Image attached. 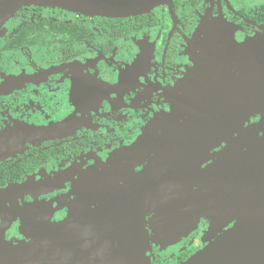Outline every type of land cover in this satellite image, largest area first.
Listing matches in <instances>:
<instances>
[{
    "label": "flooded vegetation",
    "instance_id": "obj_1",
    "mask_svg": "<svg viewBox=\"0 0 264 264\" xmlns=\"http://www.w3.org/2000/svg\"><path fill=\"white\" fill-rule=\"evenodd\" d=\"M170 2L124 19L28 7L0 29V253L30 235L51 251L64 224L82 264H105L139 207L147 264H185L233 227L229 146L204 124L229 46L264 38V0Z\"/></svg>",
    "mask_w": 264,
    "mask_h": 264
},
{
    "label": "water",
    "instance_id": "obj_2",
    "mask_svg": "<svg viewBox=\"0 0 264 264\" xmlns=\"http://www.w3.org/2000/svg\"><path fill=\"white\" fill-rule=\"evenodd\" d=\"M163 4L170 6L171 2L170 0H0V29L20 10L28 7H53L92 16L124 19L149 14ZM261 63L264 65V58ZM216 86L220 87L217 81ZM222 86L223 88H219L216 95V121H208L204 125L208 134L212 129L215 135L222 136L219 137L217 145L227 143L229 146L221 154L220 166L224 170L228 167L227 172L221 173L222 176L228 177L221 191L231 189V197L241 202H232V216L227 225L231 223L233 227L217 236L222 225L214 223L212 234L215 240L185 264H264V109H257L261 102L264 105V77L259 89L254 93L237 94L225 88L223 82ZM257 116L261 117L258 123L247 129L241 128L250 122L252 117ZM226 118L227 122H225ZM259 134L262 136L257 138ZM235 135L237 138H234ZM231 146H235L236 149L223 157ZM137 209L135 221L128 226L120 238L115 239L113 253L107 257L103 255L111 261L105 260V264H147L146 242L142 234V214L139 207ZM176 209L177 207L169 208V217L175 216L171 213ZM169 222L171 223L168 226L172 228L175 223L171 220ZM58 230L60 234L54 240L52 250L44 254L40 264H82L81 237L66 233L64 224L58 226ZM19 249L21 251V247ZM27 257L30 264H34V256H29L26 251L24 255L16 256L10 264H18L14 263L16 258L25 261Z\"/></svg>",
    "mask_w": 264,
    "mask_h": 264
},
{
    "label": "rangeland",
    "instance_id": "obj_3",
    "mask_svg": "<svg viewBox=\"0 0 264 264\" xmlns=\"http://www.w3.org/2000/svg\"><path fill=\"white\" fill-rule=\"evenodd\" d=\"M13 25V23L11 24ZM10 25V26H11ZM263 42H260V41ZM260 41L247 42L242 46H239L234 42V45L229 46L227 50V58H229V61L232 64V68L228 69L227 74H225L222 78V81L224 83L225 88H227L230 91H233L237 94H248V93H254L259 89V85L262 82V79L264 77V65L261 63V60L264 58V38H262ZM260 42V43H259ZM258 44V45H256ZM220 63L222 62V58H220ZM203 62L199 67L197 68L198 71H200V74L203 72ZM218 72V69L215 70ZM198 76V75H197ZM205 76H198V80L196 82V85L198 81L201 79V81L204 79ZM258 110L264 109L263 102H261L257 108ZM252 119H258L255 123H251ZM261 117H252L250 119V122H248L250 125L249 127L241 126L243 129L250 128L253 124H256L260 121ZM261 136V134L257 135ZM236 149L235 146H231L229 149V152L227 151L223 157L226 156L227 153H232L233 150ZM222 154V153H221ZM222 161V155H220L219 158ZM1 243L4 242V239H0ZM41 242L42 249L39 253V255L35 254V246H37ZM18 247V249H16ZM21 247V251L19 249ZM33 248V249H32ZM32 249V252L30 251ZM4 253H0V264H10L12 260L16 256L24 255L25 251L26 254L28 253L29 256L33 255V261L34 264H37V261L39 260V263L41 261V258L44 256L47 248H44L42 239L38 238L36 241L33 240V238L28 236L27 240L21 241L18 243H12V242H6L4 245ZM17 251L20 252L19 255H17ZM1 252V251H0ZM11 261V262H10ZM14 263L18 264H30L29 257H27L24 260L19 261L17 258L14 261Z\"/></svg>",
    "mask_w": 264,
    "mask_h": 264
},
{
    "label": "trees",
    "instance_id": "obj_4",
    "mask_svg": "<svg viewBox=\"0 0 264 264\" xmlns=\"http://www.w3.org/2000/svg\"><path fill=\"white\" fill-rule=\"evenodd\" d=\"M26 18V17H25ZM24 18V21H23V23L25 24V25H27V26H24V27H21L22 29H20L21 31L18 33V34H20L23 30H26L27 28H34V26L32 25V22H35L33 19L32 20H27V19H25ZM14 39L15 40H17L18 39V37H17V35H15V37H14Z\"/></svg>",
    "mask_w": 264,
    "mask_h": 264
}]
</instances>
